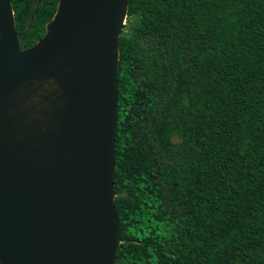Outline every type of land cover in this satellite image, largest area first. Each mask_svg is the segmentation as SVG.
<instances>
[{
	"label": "trees",
	"instance_id": "obj_1",
	"mask_svg": "<svg viewBox=\"0 0 264 264\" xmlns=\"http://www.w3.org/2000/svg\"><path fill=\"white\" fill-rule=\"evenodd\" d=\"M57 1L25 25L9 0L19 50ZM125 22L114 264H264V0H128Z\"/></svg>",
	"mask_w": 264,
	"mask_h": 264
},
{
	"label": "water",
	"instance_id": "obj_2",
	"mask_svg": "<svg viewBox=\"0 0 264 264\" xmlns=\"http://www.w3.org/2000/svg\"><path fill=\"white\" fill-rule=\"evenodd\" d=\"M38 0H31L28 25ZM128 0H58L18 49L0 0V264H114L118 39Z\"/></svg>",
	"mask_w": 264,
	"mask_h": 264
},
{
	"label": "rangeland",
	"instance_id": "obj_3",
	"mask_svg": "<svg viewBox=\"0 0 264 264\" xmlns=\"http://www.w3.org/2000/svg\"><path fill=\"white\" fill-rule=\"evenodd\" d=\"M124 25L122 26V29H121V35L122 36H127L128 35V31L131 28V23L124 22Z\"/></svg>",
	"mask_w": 264,
	"mask_h": 264
}]
</instances>
